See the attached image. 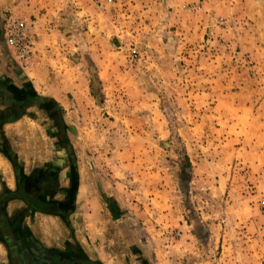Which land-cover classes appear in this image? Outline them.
I'll use <instances>...</instances> for the list:
<instances>
[{
  "label": "rangeland",
  "instance_id": "374dc122",
  "mask_svg": "<svg viewBox=\"0 0 264 264\" xmlns=\"http://www.w3.org/2000/svg\"><path fill=\"white\" fill-rule=\"evenodd\" d=\"M69 5L83 22L49 56L83 60L105 121L95 154L118 153L116 166L145 180L136 201L152 233L162 227L170 264H264V9L246 0Z\"/></svg>",
  "mask_w": 264,
  "mask_h": 264
},
{
  "label": "crops",
  "instance_id": "0c3cea01",
  "mask_svg": "<svg viewBox=\"0 0 264 264\" xmlns=\"http://www.w3.org/2000/svg\"><path fill=\"white\" fill-rule=\"evenodd\" d=\"M69 2L0 0V264H170L162 227L152 233L136 201L145 180L117 167L118 153L95 154L105 121L83 60L49 56L83 22ZM246 2L264 9V0ZM9 14L32 23L26 68L5 45Z\"/></svg>",
  "mask_w": 264,
  "mask_h": 264
},
{
  "label": "built area",
  "instance_id": "2783aa9c",
  "mask_svg": "<svg viewBox=\"0 0 264 264\" xmlns=\"http://www.w3.org/2000/svg\"><path fill=\"white\" fill-rule=\"evenodd\" d=\"M31 21L23 17L8 15L3 25L5 45L16 62L25 67L34 57V43L31 35Z\"/></svg>",
  "mask_w": 264,
  "mask_h": 264
}]
</instances>
